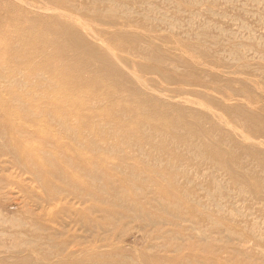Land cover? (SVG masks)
<instances>
[{
  "label": "rangeland",
  "instance_id": "obj_1",
  "mask_svg": "<svg viewBox=\"0 0 264 264\" xmlns=\"http://www.w3.org/2000/svg\"><path fill=\"white\" fill-rule=\"evenodd\" d=\"M6 73L0 264H264V0H0Z\"/></svg>",
  "mask_w": 264,
  "mask_h": 264
},
{
  "label": "bare ground",
  "instance_id": "obj_2",
  "mask_svg": "<svg viewBox=\"0 0 264 264\" xmlns=\"http://www.w3.org/2000/svg\"><path fill=\"white\" fill-rule=\"evenodd\" d=\"M3 74V73H2ZM1 79H6V81H9V82H15V77H14V75L13 74H11L10 76L9 75H7V73H6V75H3L2 77H0ZM6 81H4V82H6Z\"/></svg>",
  "mask_w": 264,
  "mask_h": 264
}]
</instances>
